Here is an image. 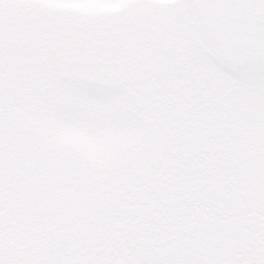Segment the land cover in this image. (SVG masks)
<instances>
[{
    "label": "rangeland",
    "instance_id": "rangeland-1",
    "mask_svg": "<svg viewBox=\"0 0 264 264\" xmlns=\"http://www.w3.org/2000/svg\"><path fill=\"white\" fill-rule=\"evenodd\" d=\"M253 167L264 0H0V264L168 249L182 215L242 203ZM96 233L118 245L89 250ZM259 237L232 264H264Z\"/></svg>",
    "mask_w": 264,
    "mask_h": 264
},
{
    "label": "trees",
    "instance_id": "trees-1",
    "mask_svg": "<svg viewBox=\"0 0 264 264\" xmlns=\"http://www.w3.org/2000/svg\"><path fill=\"white\" fill-rule=\"evenodd\" d=\"M243 154L246 155V152ZM251 171L258 174L255 176L257 178L264 176V171H260L258 167L251 168ZM211 175V173L207 174L208 180ZM252 180L248 178V181L241 185L244 196L242 203L237 204L235 200L226 202L224 206H228L221 211L219 208L214 210V214L209 217L190 211L182 215L184 217L182 223L190 225L191 228L177 230L171 240L173 244L168 249L149 248L142 237L141 241L137 240L138 244L130 246L128 250L130 254H121L120 264H232L234 259L239 260L249 252L248 249L252 246L250 244L258 242L259 236L264 233V181L253 183ZM226 188H230V184H227ZM206 189L201 186L199 190L205 193V198L209 196L210 191L209 188ZM190 191L192 198L198 197L194 188ZM108 203V208L107 205H101V207L106 211L110 210L108 212L109 225H115L116 221L123 224L128 223L125 219L130 217L128 214L130 208L115 205L110 201ZM92 235L87 238L92 243L89 250L102 246L104 243L109 248H115L118 245L117 235L105 238H102L103 234ZM219 241L228 243V247L223 246V251L220 253L213 252L216 248L215 243Z\"/></svg>",
    "mask_w": 264,
    "mask_h": 264
}]
</instances>
